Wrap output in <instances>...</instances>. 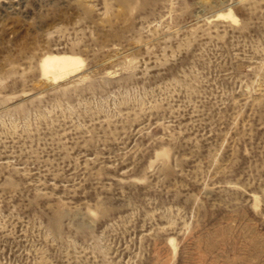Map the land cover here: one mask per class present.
I'll return each instance as SVG.
<instances>
[{
	"label": "rangeland",
	"instance_id": "rangeland-1",
	"mask_svg": "<svg viewBox=\"0 0 264 264\" xmlns=\"http://www.w3.org/2000/svg\"><path fill=\"white\" fill-rule=\"evenodd\" d=\"M0 264H264V0H0Z\"/></svg>",
	"mask_w": 264,
	"mask_h": 264
},
{
	"label": "bare ground",
	"instance_id": "bare-ground-1",
	"mask_svg": "<svg viewBox=\"0 0 264 264\" xmlns=\"http://www.w3.org/2000/svg\"><path fill=\"white\" fill-rule=\"evenodd\" d=\"M80 62L79 58L72 55L52 54L43 57L40 66L44 76H52L58 79L75 72L76 64Z\"/></svg>",
	"mask_w": 264,
	"mask_h": 264
}]
</instances>
